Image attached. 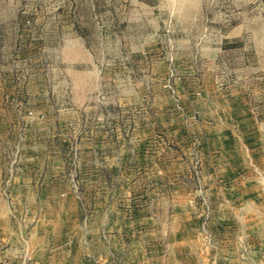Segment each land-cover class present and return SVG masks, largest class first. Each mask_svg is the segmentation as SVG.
Returning <instances> with one entry per match:
<instances>
[{
  "label": "rangeland",
  "instance_id": "obj_1",
  "mask_svg": "<svg viewBox=\"0 0 264 264\" xmlns=\"http://www.w3.org/2000/svg\"><path fill=\"white\" fill-rule=\"evenodd\" d=\"M240 98L264 128V0H0V177L46 193L0 198L11 264L45 226L84 264L235 241Z\"/></svg>",
  "mask_w": 264,
  "mask_h": 264
},
{
  "label": "crops",
  "instance_id": "obj_2",
  "mask_svg": "<svg viewBox=\"0 0 264 264\" xmlns=\"http://www.w3.org/2000/svg\"><path fill=\"white\" fill-rule=\"evenodd\" d=\"M237 117L238 122L242 119L240 123L244 125L235 126V241L228 239L221 248L218 244L216 248L201 242L199 253L185 241L181 255L185 261L191 259L192 264H195L197 257L204 262L209 260V264H264V128L257 123L252 108L245 105L241 98L240 105L235 104ZM243 165L248 166L246 173L241 168ZM39 182L23 176L12 175L4 180L0 177V198L15 197L16 190L21 196H45V189ZM15 221L9 206L5 213L0 212V264L14 261L12 243L17 231ZM18 226L22 232V225ZM37 226L41 229V225ZM45 227L48 231L45 230L43 245L36 250L27 243L28 249L25 248L28 259L35 260L33 264H84L86 257L90 259L88 249L86 255L74 251L70 235L51 232L55 230L53 226ZM32 247L35 250H31ZM104 259L105 262L109 261L106 256Z\"/></svg>",
  "mask_w": 264,
  "mask_h": 264
},
{
  "label": "built area",
  "instance_id": "obj_3",
  "mask_svg": "<svg viewBox=\"0 0 264 264\" xmlns=\"http://www.w3.org/2000/svg\"><path fill=\"white\" fill-rule=\"evenodd\" d=\"M24 264H33L30 260H27Z\"/></svg>",
  "mask_w": 264,
  "mask_h": 264
}]
</instances>
